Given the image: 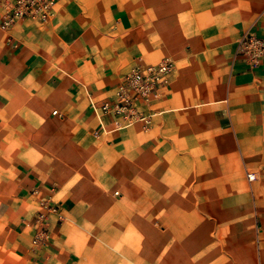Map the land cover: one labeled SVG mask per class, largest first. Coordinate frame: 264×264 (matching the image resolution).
<instances>
[{
	"label": "crops",
	"instance_id": "crops-1",
	"mask_svg": "<svg viewBox=\"0 0 264 264\" xmlns=\"http://www.w3.org/2000/svg\"><path fill=\"white\" fill-rule=\"evenodd\" d=\"M249 30L264 38V0H59L47 23L0 27V107L34 122L14 145L13 248L42 264H264V58L235 62ZM140 55L175 62L169 91L148 121L96 136L91 100H114Z\"/></svg>",
	"mask_w": 264,
	"mask_h": 264
},
{
	"label": "built area",
	"instance_id": "built-area-1",
	"mask_svg": "<svg viewBox=\"0 0 264 264\" xmlns=\"http://www.w3.org/2000/svg\"><path fill=\"white\" fill-rule=\"evenodd\" d=\"M59 0H3V13L0 27L8 30L20 19H35L47 23L54 14ZM264 58V38L252 31L244 33L236 44V65L255 70L262 65ZM136 64L115 87V99L97 103L91 100L90 106L99 127L96 136L126 128L139 121H148L151 114H145L142 106H149L162 98L170 89L175 62L165 58L157 63H146L140 55ZM56 114L57 111H54ZM110 117V129L106 118ZM248 179L255 181L256 173L248 172ZM43 234V232H41ZM34 242H37L36 240Z\"/></svg>",
	"mask_w": 264,
	"mask_h": 264
},
{
	"label": "rangeland",
	"instance_id": "rangeland-1",
	"mask_svg": "<svg viewBox=\"0 0 264 264\" xmlns=\"http://www.w3.org/2000/svg\"><path fill=\"white\" fill-rule=\"evenodd\" d=\"M17 106L18 105H8L6 107H0V264H42V261H30L25 257L24 253H20L15 250L12 245L13 240L18 237V232L21 231V229L16 228V223L14 222V211L11 209L15 200L7 199V197L15 190V182L17 180V176L14 172V166L17 163V155L19 153L15 150L16 146L14 145L33 142V137H29L28 135L26 136L23 133L34 125L33 120H28L26 116H24V118H20L19 120L11 119V116L16 111L15 108ZM32 111L31 114L33 113ZM23 114L26 115L27 112ZM13 129H15L14 132H12ZM13 133H19L20 141L12 138ZM53 186L55 188H59V185ZM44 202L49 203L47 207L43 209V213L45 215L44 220L46 222H50V210L54 213L56 211L53 209L55 208L57 210L59 207L57 202L49 200V197L44 199ZM62 221L63 219L59 220L57 223V229L61 227ZM147 262L148 264H154L153 259H148ZM131 264H137V262L135 260H131Z\"/></svg>",
	"mask_w": 264,
	"mask_h": 264
}]
</instances>
